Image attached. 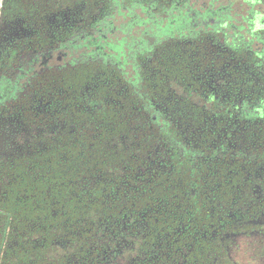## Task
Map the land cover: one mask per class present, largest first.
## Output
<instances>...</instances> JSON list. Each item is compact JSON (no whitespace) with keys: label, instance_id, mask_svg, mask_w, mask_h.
Wrapping results in <instances>:
<instances>
[{"label":"trees","instance_id":"16d2710c","mask_svg":"<svg viewBox=\"0 0 264 264\" xmlns=\"http://www.w3.org/2000/svg\"><path fill=\"white\" fill-rule=\"evenodd\" d=\"M59 1L4 0L2 17L24 22L23 27L35 34L21 38L16 50L10 47L5 51L7 54L0 58L2 70L13 73L14 80L31 81L32 91L45 79L43 86L47 89L60 85L56 59L61 48L73 47L80 33L94 32L95 37L104 39L97 22L75 29L73 22L63 19L64 34H60L63 29L56 31L58 24L53 25L51 18ZM102 1L108 5L111 0ZM150 1L160 20L149 21L157 31L155 39L159 41L162 34L170 32L153 55L165 43L172 50L170 54L176 56L174 71L164 73L162 69L157 81L165 90L173 85L185 89H176L179 96L174 95L180 115H185L173 116L178 144L171 169L178 187L176 192L167 193L169 198L177 195V204L183 207L190 198L189 204L197 211L206 201L203 192L208 191L210 200L224 197L227 201L241 193L226 183H241V192L248 196L242 205L254 204L252 208L259 217L264 211V0ZM114 13L115 8H104L102 23L105 25V18ZM92 36L83 37L90 51ZM100 56L104 57L102 53ZM94 67L108 71L107 64L96 58L90 65L83 62L67 68L65 74L71 78L75 69L92 71ZM144 90L131 92L138 111L142 106L138 99L149 95L144 92L153 95L151 88ZM90 108L94 115L82 112L77 120L78 134L69 146L25 160L9 170L15 179L5 184L0 196V264H161L154 259L149 262L153 254L144 258L139 246L128 251L125 239L130 238L128 245L131 241L139 245L133 236L148 232L143 224H155L159 218L156 209L165 206V201L157 199L150 188L139 193L127 188L130 194L125 198L124 152L107 145L112 143L109 129L127 125L109 108ZM187 116L191 120L185 121ZM136 118L130 119V128L138 126V120L145 122ZM187 125L194 131L202 126V134L186 132ZM134 160L130 162L132 167ZM254 191L259 194L251 198ZM173 201L166 202L173 206ZM145 209H150L146 215Z\"/></svg>","mask_w":264,"mask_h":264},{"label":"flooded vegetation","instance_id":"af4514ba","mask_svg":"<svg viewBox=\"0 0 264 264\" xmlns=\"http://www.w3.org/2000/svg\"><path fill=\"white\" fill-rule=\"evenodd\" d=\"M102 16L97 17L93 23L96 24L97 22L98 29H103V26H105L102 23ZM61 17L60 15H54L51 21L53 25L58 24L56 26V31L58 32L66 27L63 18L60 19ZM23 24L24 22H19V20L12 22L6 17L1 18L0 58L8 48L11 47L16 50L18 41L21 38L31 37L35 34V31L23 27ZM93 24L86 28L91 27ZM88 35L94 36L96 33L90 32ZM101 35L104 39L95 36L93 38L92 36L94 41L91 42L93 44L91 51H100L104 58L110 60L107 62L108 71L98 70L96 67L92 71H77L75 69V72L69 76L71 78H67V74H65L67 68H76L77 65L65 64V54L60 53L56 61L57 66L60 67L61 76L60 85L56 90L55 88L51 90L44 87L43 89L36 88L35 91H32L31 81L27 83L26 81L28 80L26 78L23 81L14 80L11 77L14 75L13 73L8 75L2 70L3 65L0 59V196L4 192L5 184L15 179V174L9 172L10 169H16L25 160H32L52 150L69 146L73 138L78 134L77 120L80 117L82 118V112L94 115L92 114L94 111L90 106L100 110L109 108L116 116L118 115L125 121V126L127 125L123 128L111 127L109 129V133L112 135V143H109L107 148H110L109 145L113 146L114 141L117 139H122L125 144L128 143L130 139L129 132L133 129V127L130 128V119L136 116L139 119H144L145 123L151 127L147 129L150 130V133H142L141 137L137 135L135 143L139 147L145 141L148 144L152 141L155 142L156 147L153 146L151 150L144 151L139 149L138 152H134L131 155L128 152L125 153V148L115 149L117 151L121 150L127 156L124 162L125 198H128L130 194V190H126L127 188L132 189L136 193L150 188L152 193L156 194L155 197L157 199L165 201L162 204L165 206L157 207L156 214L159 218H156L154 225L148 224V222H145V225L143 224L142 228L148 230L145 235L137 233V236H133L132 240L138 241L140 244L136 245L137 243L135 244V242L131 241L132 244L128 245L130 238H126L125 247L128 248V251H135L138 249L137 246H139L144 258L149 254H153V256H150L152 259H148L149 262L156 260L160 261L161 264H212L217 262L216 260L218 259L226 263L230 255L224 246L225 238L233 234L246 235L258 231L260 229L258 220L264 217V211L257 217L255 215L257 214L256 210L252 208L254 204H248L244 207L241 202H245L248 196L243 195L241 192V183L228 185L226 179L224 180L225 186H232V189L241 193L236 194L233 199L227 200L228 202L224 197L210 200L208 191H205L201 196H205L206 201L201 203L202 208L197 211H194L195 208L189 204L190 198L186 200V206H179L176 201L177 195H172L174 201L171 204L173 206H169L166 201L172 199L169 198L167 193L176 192L178 187L174 183L176 180H173L171 169L172 158L174 157L173 150L177 149L178 141L176 127H174V125H177L173 120L174 114L169 112L165 105L171 104L173 101L172 97L174 95L179 96L177 91L180 92L181 89L174 87V85L170 86V88L168 87L167 90L162 87V95L155 98L156 87H154V90H152L153 95H150V91H146L144 92L145 95L146 93L149 95H146L142 100L138 99L137 103L142 105L141 111L128 114L125 103L128 102V98L133 97L131 92H134L139 87L136 85L130 86L125 80L123 66H119V63L111 60V56H122V53H114L107 42L106 36L102 33ZM47 64V62L43 63L45 66H48ZM157 74L155 71L150 77L157 76ZM158 87L159 85H157ZM184 91L185 89L182 90V92ZM164 93H168L170 97L167 98ZM170 93L173 95L172 97ZM160 97H162V101L158 100ZM174 99L176 98L174 97ZM2 103L5 104L3 105ZM131 103H134L133 98ZM150 107L152 111H150ZM131 109L135 108L132 107ZM68 117L70 121L64 127H69L68 129L72 132L69 141L62 144L61 147L46 149L44 152H34L38 134L50 129L49 123L52 120L57 122V125H60V121ZM169 117H171V120ZM170 125H173V127ZM226 129L219 131L217 138L220 137L221 133H225ZM151 133L154 134V137H152ZM116 134L118 135L114 136ZM192 134L196 135L194 131ZM237 137L236 139H238ZM148 138L150 141L146 140ZM133 158H135L134 167L130 165ZM236 164L237 167L240 165L237 162ZM229 182H232V180ZM152 184H154V187H151ZM161 187L163 189L158 192L157 189ZM217 188L220 189L221 185H218ZM205 189L207 190L208 186ZM192 193L198 195L195 191ZM224 194L227 199V194ZM258 194V191H254L250 197L255 198ZM201 196L198 195L199 198H202ZM149 212L150 209H145V215ZM179 212L180 217H177ZM199 212L203 213V215L200 216ZM242 225L248 226V230H240L239 228ZM142 245H144V248ZM145 246H148L147 250Z\"/></svg>","mask_w":264,"mask_h":264},{"label":"rangeland","instance_id":"374dc122","mask_svg":"<svg viewBox=\"0 0 264 264\" xmlns=\"http://www.w3.org/2000/svg\"><path fill=\"white\" fill-rule=\"evenodd\" d=\"M91 3L93 4L91 5ZM151 3L150 0H111L110 3L106 5L105 1L102 0H96L94 2L87 0H60L57 3V6L54 7L55 11L52 15H60L63 19L70 20L73 22L71 26L75 27V29L80 27L86 28L92 24L97 17H100V15L103 14L104 8L106 10H112L115 8L116 13L113 15L110 14V16L105 18L106 29H99L103 35L106 36L107 42L113 52L116 54L122 53V56L113 55L111 56L112 59L111 57L110 59L114 60L113 62L115 63H119V66H123L125 70V80L130 86L136 85L141 89L149 86L148 88H151L152 90L156 87L155 98H157L162 95V88L157 81V77H150V75L155 73V71L159 73L162 69L164 73H170L172 70L174 71L173 67L175 66L174 61L176 56L170 54V51L172 50L168 48L169 46H166L165 43L163 44L161 51L156 52L153 55L154 49L161 46V40L167 39L166 35L170 32L162 34L163 36L162 38H159V41L155 39L157 37L155 34L157 31L155 32L153 29L154 24L149 23V21L152 19L158 21L159 17L157 15V8L153 7ZM3 4L4 0H0V20L3 16ZM65 30L66 27L60 34L63 35ZM190 34H192V32L188 31V35ZM87 35L88 32L80 33L79 38L73 47H63L60 49V53L65 54V64H75L78 67L85 62L87 65H90V61H93L96 58H99L100 61H104V64H107V62L110 61L108 58L100 56V51L98 52V55L96 52L88 49L85 44V39H83V37ZM58 69H60V67H58ZM161 77L164 78V76ZM46 82V79L45 81L37 82V84H39L38 88L43 89V85H46ZM157 85H159L160 89L159 87L157 88ZM58 86L59 85L56 83L54 88ZM180 92H182V90H180ZM164 95L167 98L170 97L168 93H164ZM172 96L173 95L171 94V97ZM172 98V103L166 104L165 107L169 112L173 113L176 118H182L185 115V112L183 113V116L180 115L179 111L181 108L178 106V100L174 99V97ZM158 100L162 101V97ZM125 106L128 114L138 111L137 106L134 103H131V98H128V102L125 103ZM132 107L135 109H131ZM48 117L50 118L49 114ZM181 120L183 121V119ZM189 120H191V118L190 116H187L185 121ZM69 121L68 117L67 119H62L60 125H57L58 123L53 122L52 120L49 123L50 129L46 130L44 133L38 134L36 138L37 145L34 152H44L46 149L61 147L62 144L67 143L72 132L68 129L69 127H64V125ZM137 123L139 125L133 126V129L130 131V139L127 144H125V141L122 139H117L114 141V145H109V147L113 150L116 148H125V153L128 152L129 155L138 152L139 149H142L143 151L151 150V147L155 146V142L150 141L149 138L146 140H149L151 142L150 144L146 141H142L144 142L142 143L143 145L138 147L137 143H135L137 141V135L141 137L142 133H150V130H147V123H142L139 120ZM202 128L203 127L201 126L194 131L189 125L186 130L187 132L188 130L192 133L194 131L198 135H201ZM151 135L154 137L153 133H151ZM125 157L127 156L125 155ZM258 221L260 222H258V226L260 227L258 231L246 235L233 234L225 238L224 246L229 252V259L226 260V263H223L221 259H218L216 260L217 262L212 264H264V217ZM47 255H50V252H48Z\"/></svg>","mask_w":264,"mask_h":264}]
</instances>
